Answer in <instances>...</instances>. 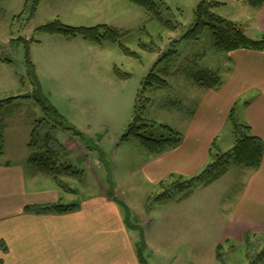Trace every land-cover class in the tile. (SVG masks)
I'll return each instance as SVG.
<instances>
[{
	"label": "rangeland",
	"instance_id": "obj_1",
	"mask_svg": "<svg viewBox=\"0 0 264 264\" xmlns=\"http://www.w3.org/2000/svg\"><path fill=\"white\" fill-rule=\"evenodd\" d=\"M25 1L0 0V99L18 97L2 112L7 154L19 156L20 144L29 139L28 130L37 128L39 146L43 145V135L49 132L51 147L60 162L72 165L77 172L76 176H63L68 185L62 189L63 201L79 203L102 192L112 196L116 189V203L126 215L128 228L137 237L143 256H151L150 261L146 260L148 264H176L177 260L181 264L184 257L199 264L204 252L210 264L215 255L214 244L220 243V238L228 264H264L255 258L264 249L263 233L250 235L247 241L239 234L251 226L248 216L252 214L254 219L261 220L260 214L264 213L254 207L252 200L245 199L243 203L248 183L254 186L259 177L253 170L232 162L221 184L201 185L186 197L176 194L149 207L150 197L160 194L168 184L155 185L140 173L142 157L135 149H142L143 145L138 138L122 139L134 119L137 94L153 68L160 70L169 82L164 88L150 87L144 93V99L149 98L150 102L145 104L143 116L157 124L146 127L143 134L154 137L167 135L160 124H168L184 134L200 110L208 89L197 86L190 78L191 72L209 68L220 71L223 78L229 75L231 53L216 48L209 27L196 41L181 39L194 25L201 0H155L164 20L182 24V28L175 30L158 19H150L143 8L128 0H42L29 20L20 15ZM220 1L223 5L215 10L218 14L242 24L251 37L262 35L249 21L260 8L252 6L249 0ZM56 19L70 25H113L122 32L120 43L138 56L125 53L119 42L99 45L81 37L37 31L38 26ZM27 44L34 68L27 65ZM116 67L129 76L119 78ZM165 71L168 73L164 74ZM35 89L37 96L55 107L78 132L61 126L59 121L63 118L44 110L35 98L23 97ZM257 92L244 91L232 106L237 123L249 122L247 103L256 98ZM256 113V128L264 133L263 114ZM88 118L93 121L89 123ZM223 124L215 138L218 147L226 151L234 144L233 122L228 117ZM69 136L75 138L79 148L71 149L65 144ZM216 151L209 153L201 169L184 176L189 178L202 172L214 161ZM222 187H226L223 198L216 202V192ZM239 204L245 206L241 209L243 215L237 211ZM219 208L222 214L218 215ZM192 234L196 245L184 246ZM165 235L166 241L161 238ZM182 240L183 243L170 246Z\"/></svg>",
	"mask_w": 264,
	"mask_h": 264
},
{
	"label": "crops",
	"instance_id": "obj_2",
	"mask_svg": "<svg viewBox=\"0 0 264 264\" xmlns=\"http://www.w3.org/2000/svg\"><path fill=\"white\" fill-rule=\"evenodd\" d=\"M249 21L258 33L264 32V2L257 10L256 17H250ZM230 53L233 64L227 73L229 75H226L218 89L207 90L200 110L190 120L191 124L182 134V142L178 147L159 155L149 153L144 147H135V153L138 151L142 157L140 173L155 185L171 174L189 175L206 164L212 141L244 91H258L256 98L247 103L248 123L254 134L264 140V133L256 128L255 120L259 117L256 112L261 111L264 121V50L239 49ZM87 120L89 123L93 121L90 118ZM32 131L28 130L29 139L20 144L21 153L18 152V157L7 154L9 147H4V152L0 155V242L6 245V249L0 247V264H140L137 237L132 235L126 215L116 203V189L112 196L102 192L84 198L77 203L79 207L71 212L38 213L27 209L64 202L62 188L52 178L42 174L30 161L33 155V148L29 145ZM65 144L71 149L80 147L71 136L65 140ZM228 172L205 187L219 184ZM254 172L259 177L254 186L252 182L248 183L243 203L245 199L248 202L252 200L256 209L264 210V176H261L264 173V155L260 168ZM225 189L226 187H222V190H217L216 202L222 200ZM69 203L76 202L70 200ZM244 207V204L236 207L237 211L240 210V215L245 213L241 210ZM203 208L204 212L205 205ZM247 211L250 214L251 210ZM217 214H222L220 208ZM260 217L261 220L254 219L252 214L248 216L251 226L238 232L243 239L250 232L264 233V213ZM161 238L167 240L166 235ZM224 240L228 241L227 238ZM220 241H216L217 245L214 244L215 255L210 259V264H221L216 256L218 245L223 244L221 238ZM181 243L183 240L173 242L170 246ZM195 245L192 234L184 242V246L194 248ZM205 257L206 252L201 253L199 264H207ZM147 259L150 261L151 256ZM177 262L178 260L176 264H180ZM188 263L195 264L191 260L186 261L185 257L181 261V264Z\"/></svg>",
	"mask_w": 264,
	"mask_h": 264
},
{
	"label": "trees",
	"instance_id": "obj_3",
	"mask_svg": "<svg viewBox=\"0 0 264 264\" xmlns=\"http://www.w3.org/2000/svg\"><path fill=\"white\" fill-rule=\"evenodd\" d=\"M42 0H26L24 8L20 15L27 16V19H31L38 9V5ZM139 7L143 8L149 15L150 19H158L162 24L171 29L182 28V24L179 22H173L170 20H164L159 10V4L155 0H128ZM250 4L255 8H260L263 5L264 0H249ZM223 3L220 0H201L197 7L196 21L192 28L184 32L181 39L186 41H196L200 38L201 33L206 27L212 30L215 46L218 50L232 52L239 49H251L257 51L264 50V32L259 38L251 37L245 30L244 26L231 18H226L218 14L215 10L222 6ZM19 15V16H20ZM18 16V17H19ZM37 31L40 33L57 35L61 34L66 38L81 37L84 40L93 42L99 45L105 42H119L122 36V32L115 26L101 23L92 26L85 25H70L65 24L59 19L42 24L37 27ZM124 52L138 56L137 53L131 51L128 47L122 43ZM172 52H176L173 50ZM1 57V56H0ZM26 59L27 65L30 68H34L35 64L31 59L30 46H26ZM117 75L120 78H126L129 75L126 73L119 72V68L116 67ZM156 68L149 73L143 83V88L139 90L136 98L135 116L132 123L129 125L126 134L122 137L123 140H129L131 138H138L144 149L153 155H159L167 150L174 149L182 142V133L168 124H160L162 128L167 131V135L160 137L146 136L143 131L148 126H154L157 124L155 121L146 120L143 116V111L146 108L145 104L150 102V99H144V93L150 87L164 88L169 85L167 79L161 76V71H156ZM164 69L162 70V72ZM168 73L165 71L164 74ZM31 75V74H30ZM190 78L194 83L204 89H218L223 81V75L220 71L204 68L190 73ZM37 84V83H35ZM37 87V86H36ZM38 89H35L33 93L23 95V97L35 98L46 110L50 111L54 116L63 118L59 121V124L65 129L75 130L78 132L76 127L70 123L59 113V111L46 103L45 100L40 99L37 96ZM20 97V96H19ZM18 97H11L7 99H0V155L4 152L5 137L3 133L4 120L2 119L3 109ZM234 107L231 108L229 113V119L233 122V146L222 151L217 144V138L212 141L209 153L214 154L216 149L215 159L209 163L207 167L197 175L189 178L182 174H171L167 179L160 182V186L167 185L164 190L157 195H152L148 200V206L152 207L153 204L165 201L172 198L176 194H181V197H186L198 186H208L222 176H224L230 169L232 162L241 164L248 170H258L262 164L264 155V140L254 134L252 126L247 122L239 124L235 120L233 114ZM45 119V118H44ZM43 119V120H44ZM149 122V123H147ZM81 134V133H80ZM31 141L29 145L33 148V155L30 159L31 163L44 175L52 178L57 185L62 189H67V184L63 181V176H76L77 172L74 171L72 165L60 162L57 157L56 151L51 147L52 138L50 133L47 132L43 135L41 142L43 145L39 146V140L37 128H34L31 135ZM40 148V151L35 149ZM180 197V198H181ZM79 207L77 203H63L61 201L41 205L27 207L28 210L35 211L38 213H66L76 210ZM250 235H257L247 233L245 235V241H247ZM264 235V233H263ZM3 242H0V247H5ZM138 247V245H137ZM223 244H219L217 247V260L221 264H228L223 255ZM138 258L140 264H148L147 259L143 256L140 248H137ZM257 261H264V249L255 257Z\"/></svg>",
	"mask_w": 264,
	"mask_h": 264
}]
</instances>
